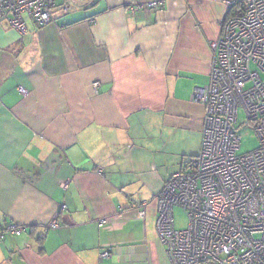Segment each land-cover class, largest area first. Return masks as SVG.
Listing matches in <instances>:
<instances>
[{
	"label": "crops",
	"instance_id": "0c3cea01",
	"mask_svg": "<svg viewBox=\"0 0 264 264\" xmlns=\"http://www.w3.org/2000/svg\"><path fill=\"white\" fill-rule=\"evenodd\" d=\"M55 3L72 10L45 27L0 23V226L26 228L0 242V264H171L156 198L201 151L191 98L210 84L227 8Z\"/></svg>",
	"mask_w": 264,
	"mask_h": 264
},
{
	"label": "built area",
	"instance_id": "2783aa9c",
	"mask_svg": "<svg viewBox=\"0 0 264 264\" xmlns=\"http://www.w3.org/2000/svg\"><path fill=\"white\" fill-rule=\"evenodd\" d=\"M209 1L225 5L227 15L210 44V84L195 89L191 98L205 107L202 147L157 195V232L171 264H264V0ZM164 4L154 1L133 12ZM71 10L69 3L57 6L55 0H0V23L24 34L25 17L45 27ZM244 125L254 130L260 146L239 154L238 131ZM176 208L187 215L185 230L176 228ZM106 224L104 219L99 226ZM59 228L57 219L45 233ZM25 232L23 226H0V242Z\"/></svg>",
	"mask_w": 264,
	"mask_h": 264
},
{
	"label": "rangeland",
	"instance_id": "374dc122",
	"mask_svg": "<svg viewBox=\"0 0 264 264\" xmlns=\"http://www.w3.org/2000/svg\"><path fill=\"white\" fill-rule=\"evenodd\" d=\"M245 121L243 112H240L239 123ZM238 134L241 137V150L239 154H248L259 149V139L254 130L244 125L239 129ZM174 222L178 230H185L188 227V218L186 213L181 208H176L174 211Z\"/></svg>",
	"mask_w": 264,
	"mask_h": 264
},
{
	"label": "water",
	"instance_id": "95a60500",
	"mask_svg": "<svg viewBox=\"0 0 264 264\" xmlns=\"http://www.w3.org/2000/svg\"><path fill=\"white\" fill-rule=\"evenodd\" d=\"M80 1L85 2L86 0H80ZM85 5H86V4H85Z\"/></svg>",
	"mask_w": 264,
	"mask_h": 264
}]
</instances>
